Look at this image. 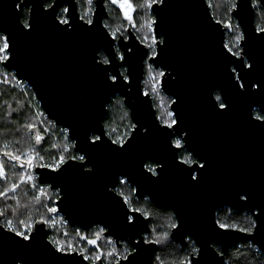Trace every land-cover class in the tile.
Here are the masks:
<instances>
[{
    "label": "water",
    "instance_id": "95a60500",
    "mask_svg": "<svg viewBox=\"0 0 264 264\" xmlns=\"http://www.w3.org/2000/svg\"><path fill=\"white\" fill-rule=\"evenodd\" d=\"M93 5L89 24L81 19L77 0H0V33L10 44L3 67L29 84L46 116L67 131L74 151L85 157L70 159L57 171L35 169L39 184L57 191L58 213L72 228L99 226L119 247L129 243L133 252L116 264H155L158 244L144 242L150 218L131 211L115 191L127 181L136 197L173 211L179 227L172 229L171 240L181 246L192 240L198 249L188 264H225V254L242 242L264 254V121L255 115L264 116V90L249 87L264 82V32L256 26L252 0H236L231 12L243 34L239 56L225 47L228 27L214 17L207 0L152 4L156 48L151 56V47L132 29L126 36L112 35L104 23L106 0ZM63 7L70 25L60 23ZM25 10L31 31L23 28ZM101 52L108 63L100 60ZM242 60L254 62L255 70L242 68ZM146 62L164 73L160 88L171 98L177 121L171 128L144 91ZM216 93L229 104L227 110L219 109ZM117 96L135 126L122 148L104 126ZM93 136L101 140L92 143ZM183 148L195 162L179 158ZM149 162L155 174L146 167ZM244 193L247 201L240 199ZM224 208L251 213L256 228L250 233L221 229L216 215ZM3 217L0 264H94L78 251L57 252L46 222L34 224L27 242L1 224Z\"/></svg>",
    "mask_w": 264,
    "mask_h": 264
},
{
    "label": "trees",
    "instance_id": "16d2710c",
    "mask_svg": "<svg viewBox=\"0 0 264 264\" xmlns=\"http://www.w3.org/2000/svg\"><path fill=\"white\" fill-rule=\"evenodd\" d=\"M93 1L77 0L78 10L81 17L86 21L91 20V15L94 10ZM214 17L225 25L230 24L227 33V46L232 48L234 52H240L238 36H242V29L237 20L232 16L231 12L235 8L236 0H207ZM133 4L135 11L133 12V20L130 22L125 19L124 13L121 8L116 5L110 4V0H106V6L109 17L105 20V25L114 36L123 34L126 36V30L132 29L138 36L141 42L144 41L146 35L152 38L153 34L150 27L143 25L142 20L152 22L154 14L151 7L145 5V0H130ZM256 12V26L258 29H264V8L259 0H252ZM48 6L51 2L47 3ZM63 7L59 12V19H66ZM28 10H25L22 17V22H28ZM153 23L151 24V26ZM150 31V32H149ZM0 36H4L0 33ZM2 44V41H0ZM151 44V43H150ZM150 55L155 53L154 44H151ZM120 54V50H118ZM101 61H108L105 53H100ZM4 62V61H3ZM3 62H0V80L12 81L13 84L18 82L15 74L8 71L3 67ZM149 68H154L146 62L145 75H147ZM125 73V69H122ZM146 77V76H145ZM145 79V78H144ZM0 82V154L3 151H10L16 154H23L30 150L37 156L35 160V168L43 165H54L60 158L64 156L66 161L72 157H79V154L74 151V142L69 138L66 130L56 123L51 121L43 112L40 103L38 102L34 91L27 87L26 92H23L17 86ZM11 83V82H10ZM144 91L149 93L153 99V105L156 109L157 115L163 124H168V119L171 122L173 117H169L171 98L167 97L159 88L153 90L149 84L144 80ZM220 96L216 93V97ZM221 102V101H219ZM108 116L105 119L104 126L108 137L111 140L117 141V144L125 142L130 136L134 123L131 119L130 111L124 104L123 99L117 96L112 100L108 106ZM41 115V120L46 128L50 130L48 133L41 125L37 116ZM256 116L260 114L256 111ZM171 118V119H170ZM29 125H34L29 129ZM41 136L43 139L40 144L35 143V136ZM93 136L92 138L94 139ZM177 140V139H176ZM176 142V141H175ZM5 143L9 144L7 149L3 148ZM182 146V145H181ZM42 156L43 160L39 157ZM182 161H189L188 164L195 162L194 157L188 153L184 148L179 154ZM5 164L6 178H0V191L9 189L13 183L19 184L16 191H9L6 196H0V212L3 213L1 224L7 228L9 227L7 221H12V227L15 230L27 231L30 233L34 224L38 221L46 222L50 228L49 240L56 246L61 244L64 247V252H73L88 250L90 256L88 261L92 263L97 255L103 258L104 264H114L119 259L127 256L129 252H125L121 256L109 257L108 253L119 246L111 239L104 235L105 230L102 227L95 226L88 231L78 230L72 228L69 224L59 226L52 219L50 208L56 209V200L59 195L57 191L46 188V194L50 195V203L46 201L45 195H40L35 188L41 185L34 179L33 190L30 183H21V176L24 174V168L21 169L18 164L14 165L8 158L2 157ZM78 160V159H77ZM146 167L154 171L155 165L147 163ZM51 168V167H47ZM115 191L121 195L130 209H137L145 217L150 218L149 228L150 231L147 235L148 240H155L157 237L162 238V234L167 232L168 238L162 239V243L158 244L157 252L154 256L155 264H181V262H189L190 257L196 254L197 246L192 240H189L188 245L181 246L171 240L172 227L170 225L177 223L176 217L172 210L160 207L153 204L148 198H138L135 196L134 188H132L127 181L120 183ZM39 197V199H36ZM55 214L56 211H55ZM217 221L230 226L229 228H246L253 231L252 221L254 217L249 212H238L229 208L221 209L217 212ZM20 221H24L21 224ZM103 229V231H101ZM155 230V231H153ZM14 232V231H13ZM246 232V233H250ZM97 233L99 238H97ZM88 240H96V244L88 243ZM68 245H72V249H68ZM129 245H123V248ZM84 253V252H83ZM87 253V252H86ZM85 256H87V254ZM159 256L161 261H157L156 257ZM225 264H264V254H262L250 242H242L231 248L225 254Z\"/></svg>",
    "mask_w": 264,
    "mask_h": 264
},
{
    "label": "snow or ice",
    "instance_id": "6c2138e0",
    "mask_svg": "<svg viewBox=\"0 0 264 264\" xmlns=\"http://www.w3.org/2000/svg\"><path fill=\"white\" fill-rule=\"evenodd\" d=\"M88 2L91 3V0H88ZM112 3L119 5V7L124 12L125 19L129 20L130 22L133 20L132 12L135 11V8H134L133 4L130 2V0H112ZM154 3H161L162 4L163 0H145V5H142V6H147V7L150 8V7H152V4H154ZM17 7H19V5H17ZM63 11L64 12H68V9L65 8ZM81 19H83V17H81ZM60 23L61 24H65V25H70V21L68 19H61ZM88 23L90 24L91 21H88ZM151 23L154 24V23H156V21L153 20ZM217 23H219V21ZM149 27H151V24L149 25ZM226 27L230 28L231 25L228 24V25H226ZM23 28L31 31V29H32L31 22H25L23 24ZM259 31L260 32H264V29H259ZM241 39H243L242 36H238L237 37V41H239ZM0 41H2V44H0V62H3V61H6V60L10 59V55H9V53H10L9 37L8 36H0ZM160 43H163L162 39H161ZM225 47L228 48L227 45H225ZM228 51L233 56H239V53L238 52H234L232 50V48H228ZM104 63H108V61L105 60ZM245 67L250 72L254 71L255 70V63L254 62L245 63L242 60V68H245ZM232 72L236 73L237 70L235 68H233ZM161 75H164V73H161ZM112 79L115 80L116 78L112 77ZM239 79L242 80V78H239ZM252 86H254V87L258 88V89L264 90V82H257L255 85H250L249 87H252ZM239 88L244 89L245 88V84L243 82H241L239 84ZM216 100L217 101H222L221 96H217ZM228 108H229V104H227L225 102H220L219 103V109L221 111L227 110ZM261 109H262V111H264V105L261 106ZM168 115H169V117H171V116L174 115V113L169 112ZM256 119L260 120V121H264V116H257ZM176 123H177V121L175 119H172L171 122L167 124V127L171 128ZM28 127H29V129H32L35 126L34 125H29ZM133 127H135V126H133ZM42 139L43 138L41 136H39V135L35 136V143L36 144H40ZM100 140H101V136H96V137H94L92 143H96V142H98ZM112 143L115 144V143H117V141L114 140V141H112ZM123 146H124L123 142H121L120 143V147L122 148ZM180 146H181L180 141L177 140L176 141V147L179 148ZM8 147H9L8 143H5L3 145V148H5V149H7ZM0 155H2V157L8 158L10 161L13 162L14 165L18 164L21 169H23L25 167L34 168L35 167L34 161L37 159V156L33 154L32 150H30L28 152H24L23 154H16V153H13V152H10V151H3V153L0 154ZM39 159L43 160V157L40 156ZM72 159L73 160L79 159V161L83 162L85 160V157L83 155H81L78 158L77 157H72ZM65 162L66 161H65L64 156L61 155L59 160L54 165H43V164H41V167H51L53 171H57V170H59L60 165L64 164ZM184 162L185 163H189V161H184ZM198 167L200 169H204L205 168V164L204 163H200L198 165ZM149 171H153V170L149 169ZM89 172H91V169H89ZM153 174H155V173L153 172ZM6 176H7V173L5 171V164L3 162V159H0V178H6ZM191 179L193 181L199 182V176L198 175H193L191 177ZM27 180L31 181V180H33V177L32 176H27ZM21 182H26L23 175L21 176ZM121 183H125V181H121ZM18 187H19V184L13 183L9 189H6L4 191H0V196H6L9 191L14 192V191L17 190ZM41 192H43V189H41ZM36 199H39V197H36ZM240 199L247 201L249 199V196H248L247 193H244V194H241ZM125 202L127 203V201H125ZM49 211L55 212V211H57V209L50 208ZM131 211H138V210L137 209H131ZM0 215H3V213L0 212ZM128 222L129 223H134L135 221H134L133 217L129 216L128 217ZM20 223L24 224V221H20ZM217 223H218V225H219V227L221 229H225V230L229 229V227H234V226H230V225H227V224H224V223H219V222H217ZM7 224L9 226L8 227L9 231H14L15 235L17 237H20L23 241L31 242L32 236H31V234L29 232L13 229L11 227V225H12V221L11 220L7 221ZM251 226H252V228H256L255 221H252V225ZM170 227L175 229V228H178L179 225L177 223L173 222L170 225ZM238 230L241 231V232H250V229H246V228H239ZM101 231H103V229H101ZM153 231H155V230H153ZM97 238H99V234L98 233H97ZM167 238H168V233L165 232V233L162 234V238L161 237H157V239H155V240H148L146 238L144 242L145 243H152V244H160V243H162V239L166 240ZM88 243L92 244V245H95L96 244V240H88ZM67 247H68V249H72V245H68ZM56 251L57 252H64L65 249H64V247L60 246L57 243L56 244ZM194 251H198V249L194 250ZM114 253H115V249H113L112 252H109L108 255L109 256H113ZM129 255H130V253H129ZM99 258H100L99 255H97L96 259H99ZM84 259H88V257L85 256ZM123 259H127V256L123 257ZM156 260L157 261H161V258L159 256H157ZM161 264H162V262H161ZM181 264H188V262L187 261L181 262Z\"/></svg>",
    "mask_w": 264,
    "mask_h": 264
},
{
    "label": "rangeland",
    "instance_id": "374dc122",
    "mask_svg": "<svg viewBox=\"0 0 264 264\" xmlns=\"http://www.w3.org/2000/svg\"><path fill=\"white\" fill-rule=\"evenodd\" d=\"M110 4H113L112 3V0H110ZM113 5H116V6H118L119 7V5L118 4H113ZM120 8V7H119ZM94 11V10H93ZM123 11V10H122ZM152 11V10H151ZM124 13V12H123ZM93 14V13H92ZM134 15V13L132 12V16ZM92 16V15H91ZM92 18V17H91ZM91 21V20H90ZM143 21V25H142V27L144 26V25H146L147 27H149V25L150 24H152L151 23V21L150 22H148V20H142ZM150 31H152V34H153V36H152V38L151 37H149V35H146L145 36V38H144V41H143V43H145V44H147V45H150V46H152L151 44H154V49L156 48V38H155V35H154V33H153V25L150 27ZM149 31V32H150ZM116 37V36H115ZM155 38V39H154ZM242 40V39H241ZM240 40V41H241ZM151 43V44H150ZM227 43V42H226ZM239 46H240V42H239ZM153 47V46H152ZM240 50H241V48H240ZM118 54H119V52H118ZM155 54V53H154ZM154 54H152V55H154ZM122 56V53L120 52V54H119V57H121ZM151 56V55H150ZM150 64V63H149ZM150 66H152L151 64H150ZM145 67H146V64H145ZM153 67V66H152ZM154 68V67H153ZM161 73H163V71L162 70H156L155 68L153 69V70H151L150 68H149V70H148V73H147V75H145L146 77H145V82H147L148 84H149V86H150V88H152L153 90H157L158 88L161 90V88H160V84H161V77H162V75H161ZM0 82H3L2 80H0ZM11 82V83H10ZM3 83H7V84H10V85H13V83H12V81H5V82H3ZM172 101V100H171ZM171 104V103H170ZM170 107V106H169ZM171 110V109H170ZM171 112V111H170ZM172 113V112H171ZM173 117V116H172ZM171 119V118H170ZM173 119H174V117H173ZM168 122L170 123V121H169V119H168ZM177 140H179L180 141V139H178V138H176ZM174 140V141H177V140ZM175 144H176V142H175ZM180 144L182 145V143H181V141H180ZM34 163H35V161H34ZM39 167H41V166H39ZM35 167L34 168H28V167H25L24 168V174H23V176H24V179H25V181L26 182H21V180H20V184L21 183H30L31 184V188H32V190H33V187H35L34 186V179H37V181H38V178H36V173H35ZM27 176H32L33 177V180H31V181H28L27 180ZM40 188H41V186L40 187H38V188H35L36 189V191L38 192V190H40ZM39 193V192H38ZM40 195H43V194H41V193H39ZM46 196V201L48 202V203H50V200H51V197H50V195H48V194H46L45 195ZM56 203V202H55ZM56 209H57V207H56ZM114 241V240H113ZM122 248H123V245H122V247H120V248H116L115 249V253H114V256L115 257H118V256H121L122 254H125V252H128L129 250H128V248H124L123 250H122ZM113 251V250H112ZM79 252V251H78ZM86 253L87 254V257L89 258V257H91L90 256V252L87 250H84V251H81L80 253ZM83 253V254H84ZM132 253V252H131ZM84 256H85V254H84ZM128 256V255H127ZM109 257H111V256H109Z\"/></svg>",
    "mask_w": 264,
    "mask_h": 264
},
{
    "label": "built area",
    "instance_id": "2783aa9c",
    "mask_svg": "<svg viewBox=\"0 0 264 264\" xmlns=\"http://www.w3.org/2000/svg\"><path fill=\"white\" fill-rule=\"evenodd\" d=\"M14 86H17L19 89H21L23 92H26V88L29 87V84L25 81H21V80H18V82L16 84H13ZM39 120H40V123L42 125V127L48 132L50 133V130L48 128H46L41 120V115H38V113H36ZM67 132V131H66ZM81 156V155H79ZM66 161V159H65ZM63 165V164H62ZM61 166V165H60ZM36 178H37V175H36ZM46 188H49L48 186L46 185H41V188L40 190H38L39 193L43 194V195H46ZM41 189H43V192H41ZM57 214H55V212L51 213V216H52V219L54 220V222H56L59 226H62V225H66L68 224V222L66 221V219L58 213V211H56ZM12 227V226H11ZM13 228V227H12ZM8 229V227L6 228ZM80 230V229H78ZM61 246V244H59Z\"/></svg>",
    "mask_w": 264,
    "mask_h": 264
},
{
    "label": "flooded vegetation",
    "instance_id": "af4514ba",
    "mask_svg": "<svg viewBox=\"0 0 264 264\" xmlns=\"http://www.w3.org/2000/svg\"><path fill=\"white\" fill-rule=\"evenodd\" d=\"M155 168H156V166H155ZM154 171H155V169H154ZM154 171H153V172H154ZM94 227H95V226H94ZM92 228H93V227H92ZM92 228H91V229H92ZM125 244L129 245V247H127L128 250H129L128 252H129V253L133 252V249H132V247L130 246V244H129V243H122V245H125ZM121 247H122V246H121ZM119 248H120V247H119ZM129 253H128L127 255H129ZM99 257H100V256H99ZM100 259L103 260V258L100 257L99 259H95V260H93L92 263L96 264ZM121 259H122V258H121ZM119 260H120V259H119ZM119 260H118V261H119ZM118 261H117V262H118ZM117 262H115L114 264H116Z\"/></svg>",
    "mask_w": 264,
    "mask_h": 264
},
{
    "label": "bare ground",
    "instance_id": "6f19581e",
    "mask_svg": "<svg viewBox=\"0 0 264 264\" xmlns=\"http://www.w3.org/2000/svg\"><path fill=\"white\" fill-rule=\"evenodd\" d=\"M44 112V111H43Z\"/></svg>",
    "mask_w": 264,
    "mask_h": 264
}]
</instances>
